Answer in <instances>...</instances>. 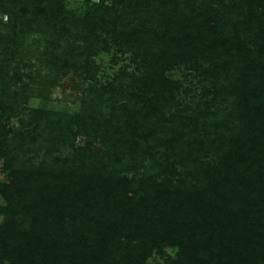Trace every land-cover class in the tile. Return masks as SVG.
I'll return each instance as SVG.
<instances>
[{
  "label": "trees",
  "instance_id": "16d2710c",
  "mask_svg": "<svg viewBox=\"0 0 264 264\" xmlns=\"http://www.w3.org/2000/svg\"><path fill=\"white\" fill-rule=\"evenodd\" d=\"M103 4L0 0V264H264V0ZM32 34L53 77L25 62ZM111 45L131 62L99 84ZM177 65L205 101L182 103ZM70 70L90 80L81 110L31 107L8 137L5 116Z\"/></svg>",
  "mask_w": 264,
  "mask_h": 264
},
{
  "label": "rangeland",
  "instance_id": "374dc122",
  "mask_svg": "<svg viewBox=\"0 0 264 264\" xmlns=\"http://www.w3.org/2000/svg\"><path fill=\"white\" fill-rule=\"evenodd\" d=\"M65 5V10L68 15L81 17L86 14L89 7H93L95 3L111 4L112 0H63ZM103 4V5H104ZM4 17L7 19L6 15L0 14V18ZM44 41L37 34H32L27 40L26 46H28V55H26L25 62L27 64L33 65L32 69L35 72L41 69L42 76H52V71H50L46 66L40 65V51L43 50ZM95 62L98 65V70L96 77L99 80V84L107 83L113 79V76L122 68L123 65L129 64L130 54H117L115 49L111 45L109 49L99 50V52L94 56ZM132 65V64H131ZM36 74V72H35ZM169 75L174 80L178 81L180 84V92L178 93L179 99L183 102L187 101H205L206 99V89L198 83V78L196 77V71L192 66L177 65L170 72ZM53 77V76H52ZM57 83L52 86L49 93L46 92L44 97H34L30 98L29 102L18 110L17 115H6L3 120H5L4 130L7 132L8 137L19 130H24L27 125L29 109L31 107H41L49 110H54L57 112L75 113L81 110V100L85 96V89L90 83L89 79L86 78L85 73L82 70L74 71L70 70L67 73H57ZM51 78L48 77L46 81L51 82ZM47 82V83H48ZM49 85V84H48ZM50 86H46V90ZM208 100V99H207ZM193 102V103H194ZM22 120H25V125ZM85 136H78L76 140L77 146H85L91 144L92 147H100L101 142L97 140H92ZM64 151H70V149L65 148ZM45 150H41L36 154H28L26 158H31L35 164H38L44 157ZM5 159L0 157V183L9 184L12 180L11 171L6 167ZM130 175V174H129ZM6 201L0 193V205H5ZM3 216H0V223H2ZM165 254L163 256L156 253V250L149 256L148 261L151 263H162L167 255L175 256V249L171 247L165 248Z\"/></svg>",
  "mask_w": 264,
  "mask_h": 264
}]
</instances>
